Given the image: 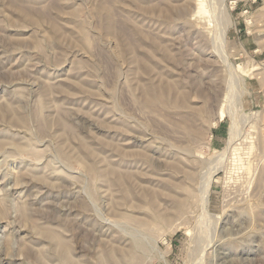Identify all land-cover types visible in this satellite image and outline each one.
<instances>
[{"label":"rangeland","instance_id":"obj_1","mask_svg":"<svg viewBox=\"0 0 264 264\" xmlns=\"http://www.w3.org/2000/svg\"><path fill=\"white\" fill-rule=\"evenodd\" d=\"M262 173L264 0H0V264H264Z\"/></svg>","mask_w":264,"mask_h":264},{"label":"bare ground","instance_id":"obj_2","mask_svg":"<svg viewBox=\"0 0 264 264\" xmlns=\"http://www.w3.org/2000/svg\"><path fill=\"white\" fill-rule=\"evenodd\" d=\"M187 6H185L184 8H186ZM180 9V8H179ZM187 9V8H186ZM185 9V10H186ZM183 10V9H182ZM184 14V13H183ZM185 14H188V11H186V13ZM178 15H180V14H178ZM226 43H227V34L224 32V33H222V45H221V51H220V55H221V63H227V65H228V56H227V47H226ZM230 66V65H229ZM231 68H233L232 67V65H231ZM229 74H230V72H229ZM235 76V75H234ZM235 81V80H234ZM234 83V82H233ZM228 95V94H227ZM158 101H160V102H162V103H164V101H165V98L163 97V96H161V97H159L158 98ZM148 102H154V100H149ZM232 108V107H231ZM233 109V108H232ZM232 109H230V110H232ZM227 110H229V108L227 109ZM229 110V111H230ZM233 111V110H232ZM231 111V112H232ZM229 112H227L226 110H225V107L224 106H222L221 108H220V110H219V121H222L223 119H224V117L228 114ZM232 114V113H231ZM231 114H229V115H231ZM239 125V124H238ZM233 137V136H232ZM232 137H231V139H232ZM234 139V138H233ZM232 139V140H233ZM231 140V141H232ZM234 141V140H233ZM232 141V142H233ZM231 142V143H232ZM229 149V148H228ZM88 167V170H92V167L91 166H87ZM219 171V170H218ZM218 171H216V172H218ZM190 172V171H189ZM216 172H211V173H207V174H200L199 175V173H198V175H196V174H191V173H189V175H188V180H189V185H188V183L187 184H185L184 185V187H183V189L186 191V193H187V197H185L184 198V201H183V204H186L185 202H189V200H190V198H192L193 196H194V189H193V185H192V183L194 184V182L197 180L198 181V183H199V198H200V202L201 203H203V205H206L207 204V202H208V200H209V195H210V191H211V188H212V183H213V177H214V175H215V173ZM261 177H262V179L264 180V173H262V175H261ZM258 181V180H257ZM171 184V183H170ZM197 188H198V186H197ZM197 191V192H198ZM173 201H174V203L176 202V204H177V207H179L178 208V212L180 211V208H181V205H182V201L181 200H178V198H174L173 199ZM199 202V201H198ZM202 205V204H201ZM200 205V206H201ZM207 206V205H206ZM206 206H205V210L207 209L206 208ZM183 207V206H182ZM202 209V208H201ZM177 212V213H178ZM181 212V211H180ZM204 214V213H203ZM159 216V215H158ZM208 217V216H207ZM156 218V217H155ZM162 218V217H161ZM161 218H160V220H161ZM163 220H166L167 218H162ZM169 219V218H168ZM209 219V218H208ZM207 219V220H208ZM137 220V219H136ZM205 220V219H204ZM156 221V220H155ZM154 221V222H155ZM166 221H168V220H166ZM203 223V222H202ZM205 225V224H204ZM209 225V224H208ZM207 226V225H206ZM211 234V233H210ZM212 234H214V233H212ZM133 235V234H132ZM135 235V234H134ZM213 236H215V235H213ZM213 238H215V237H213ZM209 239V238H208ZM211 239V238H210ZM141 241H142V239H141ZM214 241V240H213ZM212 241V242H213ZM126 243V242H125ZM134 243V242H133ZM155 244V243H154ZM135 245V244H134ZM212 245V244H211ZM140 246H141V244H140ZM139 246V247H140ZM209 246V245H208ZM213 246V245H212ZM215 246V245H214ZM213 246V247H214ZM210 247V246H209ZM138 248V247H137ZM145 248V247H144ZM156 248V247H155ZM132 249H134V247L133 248H131L130 250H126V249H124V248H122V247H118L117 249H112V256L113 255H117L116 253H118L119 254V252L120 253H122L123 255H125V253H129L128 255H130L129 256V259L131 260V258L133 257V258H135V256H134V254H133V252L134 251H137V249H136V247H135V249L136 250H134V251H132ZM203 250H205V249H203ZM207 250V249H206ZM148 251V250H147ZM205 252H207V251H205ZM203 254H205V253H203ZM203 254H202V256H203ZM127 254L125 255V257L126 256H128ZM148 257V256H147ZM120 259H122V258H119V261H121ZM127 261H128V259H126ZM125 260V261H126ZM203 260H204V258H203ZM119 261H116V262H119ZM214 263V262H213Z\"/></svg>","mask_w":264,"mask_h":264}]
</instances>
